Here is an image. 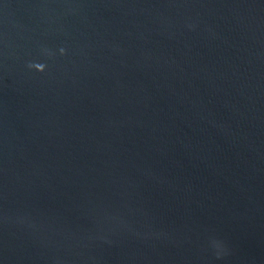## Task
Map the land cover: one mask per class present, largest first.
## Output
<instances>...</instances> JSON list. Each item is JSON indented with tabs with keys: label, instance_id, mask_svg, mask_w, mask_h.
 Here are the masks:
<instances>
[{
	"label": "water",
	"instance_id": "obj_1",
	"mask_svg": "<svg viewBox=\"0 0 264 264\" xmlns=\"http://www.w3.org/2000/svg\"><path fill=\"white\" fill-rule=\"evenodd\" d=\"M0 264H264V0H0Z\"/></svg>",
	"mask_w": 264,
	"mask_h": 264
},
{
	"label": "clouds",
	"instance_id": "obj_2",
	"mask_svg": "<svg viewBox=\"0 0 264 264\" xmlns=\"http://www.w3.org/2000/svg\"><path fill=\"white\" fill-rule=\"evenodd\" d=\"M61 52L63 53L64 52V49H61ZM29 67H34L35 69L39 70L40 72H43L45 71L46 69V65L44 64H30Z\"/></svg>",
	"mask_w": 264,
	"mask_h": 264
}]
</instances>
